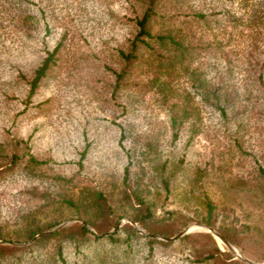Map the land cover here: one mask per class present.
I'll list each match as a JSON object with an SVG mask.
<instances>
[{"label": "rangeland", "instance_id": "374dc122", "mask_svg": "<svg viewBox=\"0 0 264 264\" xmlns=\"http://www.w3.org/2000/svg\"><path fill=\"white\" fill-rule=\"evenodd\" d=\"M162 1L158 11L163 15L157 14L153 32L181 27L182 32L175 31L182 44L176 51L181 53L168 49L173 45L168 40L166 46H160L159 40L150 38L155 49L141 47L135 73L126 85L114 90L120 50H127L136 32L134 19L147 0H30L28 9L38 20L33 18L32 27L23 33L12 21L17 2L6 12L4 0H0V140H24L16 148L20 164L0 175V223L7 230L13 228L16 212L26 208L40 216L52 211L62 214L60 222L41 232L60 223L59 227L82 221L78 214L86 211L81 201L79 209L54 205L38 191L79 198L95 187L106 194L118 220L106 231H94L97 237L91 235L80 250L68 245L69 263L148 262L144 237L123 239L125 231H119L115 240L106 237L125 222L141 234L164 240L189 232H210L219 247L234 257L264 262L256 259L257 255L264 258V243L256 249L247 246L248 254L224 237L231 243L229 247L207 227L218 230L204 221L208 194L215 204L216 226L227 222L240 234L243 227L264 226V192L246 181L234 186L238 180L258 175L259 164L264 166V103L254 94L253 74L240 69L234 53H227L231 60L226 57L230 45L217 31L218 20H196L185 14L200 0ZM58 42L55 63L29 95L22 74L29 77L45 49ZM173 54L176 56L170 59ZM152 67L160 69L157 82L165 83L162 90L150 86ZM230 85L239 101L251 89L249 110L232 109L223 114L210 103L211 96L204 99L205 86L227 91ZM172 113L179 120L176 127ZM122 133L127 136L121 137ZM28 152L42 161L35 176L22 168ZM163 161L168 188L160 182L158 167ZM135 193L153 202L160 220L181 214L189 218L188 223L168 237L148 233L128 216ZM86 226L93 230L88 223ZM184 229L188 231L179 234ZM39 236L25 241L0 239V243L25 245ZM53 242L40 251L50 253ZM185 244H176L174 255L157 252L153 264H182L181 258L189 254Z\"/></svg>", "mask_w": 264, "mask_h": 264}, {"label": "trees", "instance_id": "16d2710c", "mask_svg": "<svg viewBox=\"0 0 264 264\" xmlns=\"http://www.w3.org/2000/svg\"><path fill=\"white\" fill-rule=\"evenodd\" d=\"M4 0L5 11L10 10L12 4L17 2L15 7L14 16L12 21H15L13 26L17 27L21 32H28L32 27L33 18L38 20L36 14L28 9L30 0ZM162 0H147L140 15H136L135 26L136 32L131 39L127 50H120V66L114 70V90L128 83L129 77H131L136 71V65L141 56V50L144 49L154 50L150 38L159 40L160 46H166L167 40L173 45L168 49H173L174 52L179 47H182L180 41L175 38L176 32H182V28L175 27H162L158 31L153 32L154 21L157 20V14L163 15V12H159L163 1ZM200 0L197 5L191 8L190 12L187 11L186 15H191L196 20L207 21L210 19L218 20L217 31L222 32L229 42V49L225 50V54L229 52L234 53L239 62L240 69L246 71L248 75L253 74V87L254 94L258 95L264 103V0ZM13 2V3H12ZM163 8V7H162ZM15 18V19H14ZM37 18V19H36ZM45 32L49 31L48 24L44 26ZM216 28H214L215 30ZM216 31V30H215ZM60 42L56 43L52 49H45V54L40 60L39 64L32 70L29 77L22 74L26 83L29 85V95H31L38 87L40 81L47 74V71L56 61V52L58 51ZM233 46L237 49L234 50ZM143 49V50H144ZM173 54L170 59L175 57ZM229 56L228 54L226 57ZM229 60L230 57H227ZM154 68H150L153 70ZM160 69L156 67L151 76V87L154 89H161L165 86L164 82H157ZM138 74V72H136ZM205 86L204 93L207 98L211 96L210 103L217 107L221 113L226 114L227 110L232 109L249 110L250 103L247 102L250 99L252 93L249 92L243 98V101H239L238 93H235L233 86H229L227 91L222 90L221 87L215 86L214 88H207ZM234 96V99H233ZM250 97V98H249ZM241 104L237 108V104ZM264 114V110H261ZM171 122L174 127L178 123L176 113L171 114ZM177 135V130L174 131V137ZM124 133L121 137H126ZM23 143L22 139H15L14 142H6L0 140V175H4L5 172H12L19 164L20 158L16 148L20 143ZM12 150H7L8 145H13ZM11 151V153L9 152ZM42 161L35 157L34 154L28 152V158L26 159L23 170H26L30 176H35L37 172L38 164ZM160 168V182L164 187L169 186V177L164 174L166 168V162H162L158 167ZM157 169V168H156ZM260 173L248 180H238L234 186L236 187L240 182L246 181L251 186H254L257 190L264 192V166L259 164ZM126 172L128 167H125ZM40 195L48 202L58 204L60 206H72L79 209L80 201L84 205V211L86 214H78V218H82V221L70 222L66 225L58 227L48 233L34 238L29 244L16 245L9 243H0V264H72L69 263L66 257L65 250L68 245H73L76 249L80 250V246L86 244L91 235H94V231H106L110 227L116 225L118 216H115L113 212V206L108 200L106 194L98 188L91 187L88 191H85L84 197L75 198L71 194L61 195L59 192L51 195L49 190L43 189L38 191ZM135 200L131 201V212L128 216L136 221L143 229L148 233H160L163 236H171L181 227L186 225L189 218L178 214L177 216H171L169 220L162 221L156 216L153 209V202L147 200L143 194H134ZM131 199V196H130ZM205 205L207 209L205 223L216 228L218 232L229 241L236 243L246 253H251L247 246L256 249L258 244L264 243V226L261 227H243L241 234L236 230H231L228 224L224 223L222 226H216V217L214 216L213 208L215 204L211 200L208 194L205 195ZM46 214L40 216L36 214V210L32 208L21 209L16 212L15 219L13 220L14 227L7 230L4 225L0 223V239L2 240H29L32 239L36 233L49 228L58 222L63 217L60 213ZM88 223L93 230L88 226ZM125 231L126 238L132 237H144L147 246V261L143 264H153L152 258L155 257L157 252L165 254L177 253L176 244H185L188 247L189 254L183 260L182 264H250L240 258L234 257L233 253L227 249L222 250L215 237L210 232H189L183 236H179L173 239H159L150 237L149 235L141 234L130 223L125 222L120 227L116 228L114 232L106 235L107 238L115 240L118 238V232ZM54 240L52 244V250L41 252L40 247L45 246L48 242ZM185 242V243H184ZM29 255L30 258H23V255ZM259 260H263L261 256L257 255ZM78 264V263H77Z\"/></svg>", "mask_w": 264, "mask_h": 264}, {"label": "water", "instance_id": "95a60500", "mask_svg": "<svg viewBox=\"0 0 264 264\" xmlns=\"http://www.w3.org/2000/svg\"><path fill=\"white\" fill-rule=\"evenodd\" d=\"M62 224H63V223H60L59 225H57V226H55V227H53V228H51V229L45 230V231H43V232H41V233H38V234L35 235V237H36V236H39V235H41V234H44V233L50 232V231L54 230L55 228L59 227V226L62 225ZM204 226H206V225H204ZM206 227H207V226H206ZM207 228H208V230L212 231L216 236H218L223 242H225L229 247H232L231 243H230L228 240H226L224 237H222L217 231H215V230L212 229L211 227H207ZM187 231H188L187 229H184V230H182L179 234H183V233H185V232H187ZM154 235H156V234H154ZM247 261L250 262V263H252V264H264V262H255V261H251V260H247Z\"/></svg>", "mask_w": 264, "mask_h": 264}]
</instances>
